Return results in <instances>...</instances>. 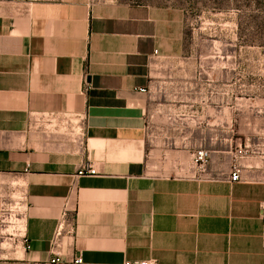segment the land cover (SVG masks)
Instances as JSON below:
<instances>
[{"label": "crops", "instance_id": "1", "mask_svg": "<svg viewBox=\"0 0 264 264\" xmlns=\"http://www.w3.org/2000/svg\"><path fill=\"white\" fill-rule=\"evenodd\" d=\"M183 36L173 8L0 0V206L22 198L24 224L0 264H264L263 142L239 182L177 178L226 128L225 79L195 75ZM35 112L81 118L83 143L30 130Z\"/></svg>", "mask_w": 264, "mask_h": 264}, {"label": "rangeland", "instance_id": "2", "mask_svg": "<svg viewBox=\"0 0 264 264\" xmlns=\"http://www.w3.org/2000/svg\"><path fill=\"white\" fill-rule=\"evenodd\" d=\"M117 1L179 11L185 55L207 63L195 64V75L225 79L226 128L210 134L207 147L226 152L229 146H245L242 164L249 165L252 147L264 143V0Z\"/></svg>", "mask_w": 264, "mask_h": 264}, {"label": "built area", "instance_id": "3", "mask_svg": "<svg viewBox=\"0 0 264 264\" xmlns=\"http://www.w3.org/2000/svg\"><path fill=\"white\" fill-rule=\"evenodd\" d=\"M87 85L84 82V88ZM81 118H73L69 116H57L54 114L35 112L30 114L29 129L40 132L43 135L62 134L72 138L76 142L83 143L85 139V128L81 124ZM211 150L204 145H200L190 153V161L185 165L177 166V178L189 180L193 182H206L216 180H226L230 183L239 182L242 180L241 173L243 170V160L247 158V150L245 146H229L227 153L230 158L229 172L226 177H221L213 174L209 170V162L211 159ZM253 155H257V150H253ZM79 175H96L93 166L84 164L78 171ZM22 198L12 203H6L0 206V236L2 238L8 237L9 240L13 238H21L24 232V224L22 221ZM261 209L263 210L261 216V234L264 243V203ZM62 225H58L54 241L60 235ZM58 258H52L41 264H60ZM72 264H83L80 256H77ZM124 264H158L156 260H142L138 262H126Z\"/></svg>", "mask_w": 264, "mask_h": 264}]
</instances>
